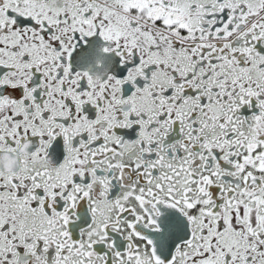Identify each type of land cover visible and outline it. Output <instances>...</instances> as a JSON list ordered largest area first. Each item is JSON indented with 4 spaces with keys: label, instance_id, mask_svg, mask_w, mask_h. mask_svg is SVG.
Listing matches in <instances>:
<instances>
[{
    "label": "snow or ice",
    "instance_id": "obj_1",
    "mask_svg": "<svg viewBox=\"0 0 264 264\" xmlns=\"http://www.w3.org/2000/svg\"><path fill=\"white\" fill-rule=\"evenodd\" d=\"M0 264H264V0H0Z\"/></svg>",
    "mask_w": 264,
    "mask_h": 264
}]
</instances>
